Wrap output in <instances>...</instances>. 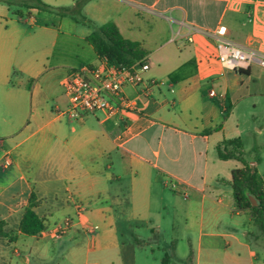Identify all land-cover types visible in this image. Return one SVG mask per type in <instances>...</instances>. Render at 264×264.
<instances>
[{
	"label": "crops",
	"instance_id": "obj_1",
	"mask_svg": "<svg viewBox=\"0 0 264 264\" xmlns=\"http://www.w3.org/2000/svg\"><path fill=\"white\" fill-rule=\"evenodd\" d=\"M84 10L95 29L112 22L138 43L121 30L123 11L129 34L138 17L165 19L177 27L167 43L195 54L178 62L147 54L145 79L163 85L149 97L126 87L133 112L71 119L63 83L107 65L86 39L89 27L0 2V264H264V230L236 209L231 187L241 160L264 182L258 163L243 157L251 134L241 125L264 115V68L225 69L216 40L202 33L224 26L227 39L264 54V0H91ZM51 39L84 42L86 58L55 60ZM230 140L240 159L222 160L218 147ZM32 194L46 224L39 237L20 232Z\"/></svg>",
	"mask_w": 264,
	"mask_h": 264
},
{
	"label": "built area",
	"instance_id": "obj_2",
	"mask_svg": "<svg viewBox=\"0 0 264 264\" xmlns=\"http://www.w3.org/2000/svg\"><path fill=\"white\" fill-rule=\"evenodd\" d=\"M205 36L216 40L218 60L222 66L231 71L248 69L253 63L264 68V54L246 48L227 39V28L219 27L213 32H202ZM190 42L193 38H188ZM150 69L146 60L131 66L108 64L102 68H84L72 72L63 83L69 96L70 106L63 115L71 119H81L83 114L106 112L111 115L118 111L133 112L136 103L125 94V88H140L139 96L149 97L153 89L163 85L157 80H146L144 74ZM211 92V96H215ZM1 147V141H0ZM12 160L6 156L4 168H9ZM66 228L55 229V236L60 238Z\"/></svg>",
	"mask_w": 264,
	"mask_h": 264
},
{
	"label": "trees",
	"instance_id": "obj_3",
	"mask_svg": "<svg viewBox=\"0 0 264 264\" xmlns=\"http://www.w3.org/2000/svg\"><path fill=\"white\" fill-rule=\"evenodd\" d=\"M91 0H76L72 6L55 7L44 3L42 0H0L1 3L6 4L10 8L23 6L29 10L43 11L52 13L62 17H70L79 23V16L84 13L85 7ZM17 15L18 11H14ZM31 13L29 12V16ZM86 22L87 18L85 17ZM87 41L92 44L100 57H104L108 64L131 66L138 61L144 60L147 52L138 42L125 39L118 27L112 23H106L95 29L87 38ZM224 150L221 146L218 147L219 157L222 160L231 158L240 159L238 148L240 143L238 140H230L223 143ZM233 146L234 150L229 151L227 148ZM243 167L233 171V178L231 187L233 190V197L236 209L240 212H248L256 222V224L264 230V182L259 178L256 172L251 171L248 164L241 160ZM247 192L252 193L259 201L258 206H252ZM34 194L31 195L30 201L25 208L22 222L20 225V232L28 235L39 237L46 230L45 219L41 218L37 213L38 202ZM2 224H0V236L6 235L1 232ZM13 233L10 234L12 238Z\"/></svg>",
	"mask_w": 264,
	"mask_h": 264
},
{
	"label": "rangeland",
	"instance_id": "obj_4",
	"mask_svg": "<svg viewBox=\"0 0 264 264\" xmlns=\"http://www.w3.org/2000/svg\"><path fill=\"white\" fill-rule=\"evenodd\" d=\"M85 17L87 18L89 24L86 22ZM121 17L122 18L120 19V25L123 34L126 37H130V39L132 40L140 41V43H142L143 45V48L148 54H155L154 57L156 58L154 59H157V57L160 56L167 55L174 62H178L180 54H191V56L195 54L193 46L185 50H180L177 44L167 43V41L173 37V33L177 30V27H171V24L165 19H159L148 15H145L143 18L138 17L133 20L134 33L129 34V31L127 30L128 25L126 24V22H128L127 17H129V13L123 11ZM78 19L81 30H86L89 27L90 33L95 31L94 24L91 19L87 17L85 10L83 15L79 16ZM54 41V39H51L46 45H48L50 53L55 54V60L62 57L60 56V54H82V59L84 60L86 58L84 57V54H87V50L85 48L84 42L82 45L79 43L78 46L77 44H75V42L70 44H64L60 41L54 46ZM260 110L261 109L259 108L258 112H260ZM260 114L261 116L258 121L253 120L252 117H249L246 121H243L241 124L242 128L246 130V132L248 131V133L251 134L250 137L245 136L247 147H245L244 149L243 157L246 159L247 162H257V171L259 174H262L264 176V115L261 112L259 113V115ZM259 128L263 129L262 133L258 131ZM250 144L255 145L254 147L256 148H250ZM63 218L64 215L61 214L59 216V221H63ZM124 237V239H129V236ZM148 252L150 254L152 253L151 250H149ZM262 259L263 257L261 256L259 262L262 261Z\"/></svg>",
	"mask_w": 264,
	"mask_h": 264
},
{
	"label": "water",
	"instance_id": "obj_5",
	"mask_svg": "<svg viewBox=\"0 0 264 264\" xmlns=\"http://www.w3.org/2000/svg\"><path fill=\"white\" fill-rule=\"evenodd\" d=\"M247 197L249 198V201L251 202L252 206H258L260 203L256 196H254L252 193L247 192Z\"/></svg>",
	"mask_w": 264,
	"mask_h": 264
}]
</instances>
